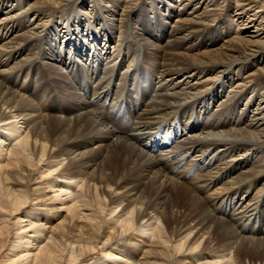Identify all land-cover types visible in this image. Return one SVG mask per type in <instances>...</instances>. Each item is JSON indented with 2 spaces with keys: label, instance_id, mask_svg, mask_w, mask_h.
Masks as SVG:
<instances>
[{
  "label": "bare ground",
  "instance_id": "obj_1",
  "mask_svg": "<svg viewBox=\"0 0 264 264\" xmlns=\"http://www.w3.org/2000/svg\"><path fill=\"white\" fill-rule=\"evenodd\" d=\"M77 2L26 0V12L12 14L17 8L0 0V236L16 235L5 262L264 264V159L202 149L236 144L262 152L264 115L251 116L249 107L247 127H233V138L197 134L196 123L216 105L205 97L222 95L218 84L235 86L233 104L246 90L264 89V0ZM87 3L92 30L83 39L73 29L68 34L67 17L58 25L64 34L46 27ZM30 12L35 20L25 18ZM146 12L151 34L162 43L143 31ZM43 14L50 22L39 25ZM125 28L167 76L147 108L142 91L133 95L126 88L118 95L105 78H94L96 61L112 57L111 44L116 35L118 44L126 38ZM88 46L97 55L83 59ZM192 76L203 79L191 83ZM21 83L26 92L16 89ZM90 100L124 121L120 129L98 117ZM171 105V131L128 128L168 123L164 107ZM238 111L234 105L229 116Z\"/></svg>",
  "mask_w": 264,
  "mask_h": 264
},
{
  "label": "rangeland",
  "instance_id": "obj_2",
  "mask_svg": "<svg viewBox=\"0 0 264 264\" xmlns=\"http://www.w3.org/2000/svg\"><path fill=\"white\" fill-rule=\"evenodd\" d=\"M75 1H76V4L80 3V2H77L78 0H75ZM86 1L89 3V0H86ZM5 3H7L8 6L17 8V10H14L15 12L14 11L12 12V14L21 13V12L25 13L26 9L28 8L27 4L24 5V3H26V0H4V4ZM88 3L85 4L86 8L84 7L80 9L78 6H76V9H74V7L71 8L68 14H65V15L63 14L64 15L63 17L56 16V18L52 21V23L48 20L49 17L46 14H43L40 16V20H38V23L39 25H42L44 24V22H50L49 24L48 23L45 24L46 27L48 26H50V28L57 27V33L60 32V34L61 33L64 34L65 29L63 30V32H61L60 29H62V27L64 28L66 17H67V23L69 26V30L67 31L68 34L73 35L72 33V29H73V31L76 32V35H74V37L76 38L81 37L83 39L84 38L83 35L87 34L88 29L90 28L89 31L92 30V25H91L92 21H90V18L88 17V15L84 14L86 12L85 10L88 11L91 8V6L88 5ZM221 13L223 14L224 12H221ZM146 14L147 16L144 19V24H145L144 26L147 25L146 26L147 29H145V27L143 26L142 27L143 31L145 32L147 37L154 40L153 42L155 43L161 42V41H157L156 39H154L153 35L151 34V28L153 26L150 23L149 14L147 12ZM154 14L152 15L154 16ZM36 17L37 15H34V13L30 12L25 18H31V21H32V19L35 20ZM80 18H82V20ZM78 20H81V21H78ZM85 21H87L86 23H88L89 25L86 26ZM134 21L136 22L137 25L141 26V21L140 22H137L136 20ZM62 22L64 23V25H62V27L61 25L60 27H58V25ZM67 23H66V27H67ZM154 24L155 23L153 22V25ZM30 27L31 25L27 24V30L30 29ZM253 29L254 27H251L250 31H252ZM166 30H169V27H166ZM128 31L129 29L127 31H126V28L124 29L123 34L125 35L126 38L122 39L119 42L120 44L116 43L118 42L116 40L119 37L118 35H116L115 37L116 40L113 41V43L111 44L113 47L112 49H109L110 53L111 51H114L111 55L112 56L111 58L102 61L101 65L98 64V60L96 61L95 66H93L94 67V78L99 79V80H102L105 78L103 81L107 83L109 88L111 85H114V87L117 90L118 95H120L123 92V90L126 88H128L133 95L139 94L142 91L143 92L142 96L146 101V104L144 105V107L147 108L150 102L153 100V98L161 94V88L159 87L158 83L160 82L161 79L164 80L165 78H167V76L163 77V74H160L159 71L155 70V69L157 70L159 69L156 67L155 64L153 65L151 63L152 62L151 59L149 60V57L145 55V50L144 51L142 50V46H140L138 41H135L132 38L131 32L129 33ZM216 32H217L216 30H213L212 34L213 33L215 34ZM58 36L59 34L57 35L58 41L60 39L61 40L63 39L61 37L59 38ZM100 42H103V40H100ZM87 54H90L89 56L90 58L93 57L92 54L94 55V57H96L97 51L95 52V48L92 49V48H89L88 46V50H86L82 58L86 59L88 57ZM114 62L115 64L113 66ZM109 67H113V68H112V71L106 76L107 69ZM34 72H35V69L33 70V74H30V75L33 76V79L36 83L37 77ZM23 76L25 78L28 76L27 66L25 67ZM50 76H51V73H50ZM195 77L197 76H194V77L192 76L190 80L188 81H190L191 83H195L203 79V78L202 79L200 78V80H195ZM138 81L140 82L138 83ZM258 87L259 86H256L254 91L252 89L246 90V92L244 91L243 92L244 95L237 93V95L240 94L241 96L239 97V100L237 99L236 103L233 104L231 97L234 94L233 92H235L232 89L234 88L236 90L235 86L231 88L229 87L228 83L223 86L221 84H218L216 88L217 90L222 92V95L213 94L215 95V97H213V95H208L205 97L207 98V100H210L211 103L215 102L216 105H214L215 107L210 106V109H205L203 111L204 113L203 116H196V120H197L196 123H198L199 121V129H198L197 134H204L206 132L212 131L218 135H223L227 138H233L232 137L233 135L228 136L229 132H231V129L233 127L238 126L241 128H245L247 127V121L251 118V116L256 115L257 118H260L262 115H264V113L259 115L260 111L255 109L258 105L260 106V110L264 108V95L261 93L262 90L264 89H260V87L259 88ZM16 89H18L21 92H26L25 91L26 86H24L22 83ZM190 90H193V88ZM207 93L208 92H204L203 94H199L196 97L187 98L185 102L181 103L182 105H180L178 108H180L183 105H189V104L198 102V100L202 99ZM159 99L160 98H158V100ZM253 100L256 103V105L254 102H252ZM251 102L253 103L252 105L250 104ZM91 103H92L91 108L95 111L96 115L102 118L103 120L105 119L113 127L120 129V127L124 124V121L122 120L121 121L112 120L110 113L106 111L105 109H103L102 106H95V103H93L92 101ZM201 104L202 102L199 103V105ZM199 105H196V106H199ZM234 105H236L237 109L239 110L238 114L237 116L235 115L229 116L231 111L234 108ZM249 107L251 110L250 112L251 116H249V110H248ZM164 108L167 110V112H170V118L167 120L168 123H161L162 125L161 124L156 125L152 122H144V123L135 122L133 125L128 126V128L134 129V127H140L142 132L147 131V132H150L151 134L153 133L156 127L158 128L164 127L160 129L163 131H166L169 128V130L171 131L173 129V126L176 123V121L171 123V118L174 115L173 113H175V111L173 110L174 109L173 105L169 107H164ZM246 109L248 111H245ZM178 114L181 117V112H179ZM226 115H228L229 117H227ZM254 121H256V119ZM238 131L239 130L233 131V133L237 132L236 135L240 136L241 132L240 131L238 132ZM181 139H185V137H182ZM136 144L142 147L143 149L145 148L143 147V145H140L138 142H136ZM209 145L210 147H207V145H205L202 149L204 148H211V150L214 149L213 151L214 154L218 155L219 157H227V156H233V155L237 156V154L240 155L241 153L247 152L246 155H243L245 157V160L249 159L252 162L255 159H264V146L261 147L263 148L262 152L253 153L251 151L248 152L246 148L244 147H240V149L238 150V145L236 144H234L233 146H229V144H225L222 148H219L218 145H214V144H209ZM211 150H208V152ZM42 215H45V213L43 212ZM53 218L56 219L57 222H62L61 218L57 216H53ZM230 220L234 221V219H230ZM15 240H16V235L14 233L5 235L3 237L0 236V264H7L5 262V259H6V256L8 254L11 244ZM130 249L131 251L137 253V251L134 248H130ZM253 253L254 252H252V254ZM90 257H91V254H89L88 257L85 258V260H88Z\"/></svg>",
  "mask_w": 264,
  "mask_h": 264
}]
</instances>
